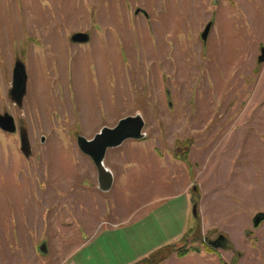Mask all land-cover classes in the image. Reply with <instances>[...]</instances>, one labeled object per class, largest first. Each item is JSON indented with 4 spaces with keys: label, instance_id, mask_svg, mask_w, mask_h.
<instances>
[{
    "label": "rangeland",
    "instance_id": "374dc122",
    "mask_svg": "<svg viewBox=\"0 0 264 264\" xmlns=\"http://www.w3.org/2000/svg\"><path fill=\"white\" fill-rule=\"evenodd\" d=\"M76 33L96 37L74 45ZM106 38L113 44L102 55ZM262 48L264 0H0V115L17 129L25 124L32 148L24 158L18 132L0 130L7 264H20L40 227L56 238L45 264H141L159 259L197 221L202 236L214 229L210 238L223 234L234 250L209 253L198 240L159 264H232L236 252V264H264V220L253 226L264 216ZM117 55L125 69L118 66L116 83ZM96 56L107 65L100 78ZM16 61L27 76L20 107L9 97ZM103 82L121 90L124 107L145 124L143 139L107 150L106 164L117 169L107 193L77 147L74 107L87 89L98 102ZM111 118L108 128L119 122ZM51 174L60 183L45 180Z\"/></svg>",
    "mask_w": 264,
    "mask_h": 264
},
{
    "label": "water",
    "instance_id": "95a60500",
    "mask_svg": "<svg viewBox=\"0 0 264 264\" xmlns=\"http://www.w3.org/2000/svg\"><path fill=\"white\" fill-rule=\"evenodd\" d=\"M211 29V23L207 24L203 30L200 38L203 42L207 41L208 34ZM73 43H85L88 41V36L83 33H76L72 36ZM264 61V48L261 49V54L258 57V62ZM26 72L24 65L16 61L12 71L11 89L9 97L11 102L20 107L26 92ZM144 128V121L140 115L128 116L119 120L116 126L112 128L103 127L95 136L88 140L85 137L78 135L76 137V144L79 151L87 156L93 163L97 173L98 189L107 193L112 186V174L104 166V159L108 149L117 148L127 140H141L145 137L142 132ZM0 130L6 133L14 134L18 132L20 151L24 158L31 157L32 148L29 140L28 130L25 124L21 123L18 129L12 116L8 114L0 115ZM194 209V208H193ZM195 215V209L193 211ZM264 220L262 214H257L253 218V226L257 227ZM39 253L47 254L45 244L39 247Z\"/></svg>",
    "mask_w": 264,
    "mask_h": 264
},
{
    "label": "crops",
    "instance_id": "0c3cea01",
    "mask_svg": "<svg viewBox=\"0 0 264 264\" xmlns=\"http://www.w3.org/2000/svg\"><path fill=\"white\" fill-rule=\"evenodd\" d=\"M166 25H167V23H166ZM158 28H159V26H158ZM164 28L167 29L168 27L167 28L164 27ZM211 28H212V25H211ZM93 33H94V31H93ZM73 35L74 34L71 35V38H72ZM208 36H209V34H208ZM94 37H96V34H91V36L88 37V41L85 42V43H73L72 41L71 42L74 45L87 44V43H90L92 41V38H94ZM112 44H113V41L111 39H109V38H106L105 39V43H103V49L99 48V51H97V52L98 53L100 52L102 55H103L104 51H106L108 53L109 50L111 51V45ZM96 48H97V43H96ZM116 57L118 59V62H115L114 59L112 61V58L110 59V62H111V67H112L111 78L115 79V82L117 83V77H118L119 74H117L116 72L118 71V66H119V69L123 73L124 69H125V65H124V63L119 62V58L121 59L120 55H117ZM95 60H96V63H95L96 69H95V71L97 72V74H98V76L100 78L99 71L102 72L105 75L104 72H105V68L107 67V65H105V63L101 61V58L99 59L97 56H96ZM154 61H157V60L155 59ZM26 83H27V80H26ZM80 84H83L82 80H80ZM62 87L64 89V95L67 96V101L70 102L71 99H70V96L68 94L69 85H67L66 82L64 81L62 83ZM84 89L86 90V88H84ZM86 91L87 92L85 94L84 99L81 98V100H74V104H75L74 107H75L76 113L78 115L79 122H81L80 123V127H81V133L83 134L82 136H84L88 140L92 139L95 136V134L97 133L96 132L97 129L100 130L101 128H103L105 126L108 127L107 125L104 124L105 117H106V119L108 121V124L110 125L111 124V119H112L111 116L115 117V120H118V121L121 120L122 118H125V117H128V116H132L133 113L131 114V111H133V109H129L128 110V107L127 108L124 107V104H123L124 103V98H123L124 96H123L121 90H116V89H112L111 90V86L107 85V87H106V84L103 82V84L100 85V90H99V93H98V97H99L98 98V102H97V99L95 97L96 95L92 96V93H91V96H92V102H91L90 99H89V97H90L89 94L90 93L88 92V89ZM25 94H26V92H25ZM68 99H70V100H68ZM87 101L91 102V107L89 106ZM96 104H97V107H96ZM98 104L102 105L101 110H100ZM101 113H103L105 116H101L100 115ZM91 114L93 116H95L96 118L95 117H91ZM135 114H137V113H135ZM101 118H103V120H101ZM91 119L94 120V125H93L94 128L93 129H90V127L88 126L90 124V122H91ZM95 121H96V123H95ZM144 126H145V124H144ZM106 155H105V159L107 157ZM105 159H104V166L107 168V170H109L111 172L112 179L114 181V175H115V172L117 171V169L113 168L108 163L106 164L105 161L107 159L106 160ZM54 176L55 175L51 174V176H49V178H45V180H47L48 182L56 183V184L60 183V182L57 181V180H60V179H56ZM113 181H112V186H113ZM43 182H45V181H43ZM112 186H111V188H112ZM76 209H78V208H76ZM51 225H53V224H51ZM64 227L65 226L63 224H59V226H58L59 229H64ZM210 230H214V229H209V231ZM43 231H44V228L40 227V230H39L38 235H37V240L35 242L29 240L31 244L29 243L30 246L28 245L29 248L27 249V252L25 250H24V253H20L21 252L20 250L16 252V253H20V255H21V256H19V258H20L19 259V263L20 264H21V262L25 263V264H45V261H44L45 258L43 256H46L49 253V250L47 248L48 247L47 244H49V245L52 244V242L55 241L56 238H55V236L53 235L52 232L48 233V236L45 237L43 235ZM67 231H68V233H71V236L74 235L73 231L72 232H70L69 230H67ZM17 234L20 237L23 234L25 236H27L24 225H23V228H21V226L18 227V230H16V235ZM11 236L13 237V233L11 234ZM68 236H69V234H68ZM42 239H44L43 242H42ZM42 244H45L46 250H47V254L46 255H42V254L39 253L42 256H38L37 251L39 252L38 249H39V247ZM2 246H3V243H2ZM10 257H11V249L8 248L7 245H4L2 248H0V264L9 263V261H8L9 259L8 258H10ZM54 262L55 263L56 262H60V263L63 264V259L62 260L61 259L60 260H56Z\"/></svg>",
    "mask_w": 264,
    "mask_h": 264
},
{
    "label": "trees",
    "instance_id": "16d2710c",
    "mask_svg": "<svg viewBox=\"0 0 264 264\" xmlns=\"http://www.w3.org/2000/svg\"><path fill=\"white\" fill-rule=\"evenodd\" d=\"M195 218V217H193ZM214 232L212 230H210L206 235L202 236L201 235V229H200V223H198V221L192 226L189 227L188 230L183 234V236L180 238L178 244L173 245L172 249H170L169 251H166L164 254L162 255H158L157 257H159V259H155L156 257L150 258L149 260L145 261L144 263L141 264H159L162 263L164 260H166V258L171 255V253H175L176 256L178 257H183L187 254L188 252V246L191 242H195L198 240H202L204 241L205 244V248L207 250V252L209 253H215L216 249L218 248H222L224 250H234L232 244L229 242L228 238L226 236H224L223 234H217L218 237L223 238V246H216L214 244L213 241L210 240V237L212 236ZM178 245V246H177ZM177 246V248L175 247ZM239 253L236 252L235 256L232 259V264H236L237 262V257H238ZM157 261V262H155Z\"/></svg>",
    "mask_w": 264,
    "mask_h": 264
},
{
    "label": "flooded vegetation",
    "instance_id": "af4514ba",
    "mask_svg": "<svg viewBox=\"0 0 264 264\" xmlns=\"http://www.w3.org/2000/svg\"><path fill=\"white\" fill-rule=\"evenodd\" d=\"M210 240L211 241H213L214 242V244L216 245V246H223L222 244H223V238H221V237H218L217 235H215V237L214 238H210Z\"/></svg>",
    "mask_w": 264,
    "mask_h": 264
}]
</instances>
